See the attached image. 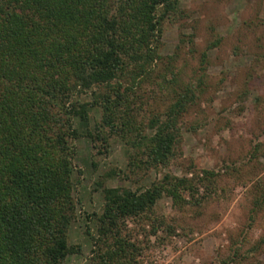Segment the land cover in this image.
Listing matches in <instances>:
<instances>
[{"label":"trees","instance_id":"16d2710c","mask_svg":"<svg viewBox=\"0 0 264 264\" xmlns=\"http://www.w3.org/2000/svg\"><path fill=\"white\" fill-rule=\"evenodd\" d=\"M183 12L179 0H0V264H61L81 250L69 240L79 127L99 153L111 139L123 141L130 177L175 157L179 120L203 90L198 72L220 40L207 44L201 67L183 80L177 60L186 36L174 52L160 51L163 22ZM93 109L100 116L90 128ZM125 172L112 166L97 183ZM198 179L164 173L144 187L104 185L101 211L86 215L94 222L85 228L90 264H140L145 244L137 235L148 241L146 220L149 233L157 232V200L184 199L182 190L193 193ZM254 190L256 216L264 181ZM249 241L242 249L245 240H233L227 258L264 250V231Z\"/></svg>","mask_w":264,"mask_h":264},{"label":"rangeland","instance_id":"374dc122","mask_svg":"<svg viewBox=\"0 0 264 264\" xmlns=\"http://www.w3.org/2000/svg\"><path fill=\"white\" fill-rule=\"evenodd\" d=\"M179 1L184 12L163 22L160 51L174 52L180 36H186L177 60L183 80L195 72L207 44L220 40L208 48L207 61L198 72L205 80L203 90L179 120L178 151L167 165L143 168L130 177L123 141L113 138L99 153L86 128L79 127L73 173L76 219L70 224L69 240L79 243L81 250L68 254L61 264H90L92 243L85 228L86 223L94 228V222L86 215L101 211L104 185L144 187L164 173L203 179L196 180L193 193L182 190L184 199L175 202L164 194L157 200L152 213L157 232L149 233L151 220H146L148 241L137 235L145 244L140 264H264L262 249L227 258L233 240H245V249L264 231V209L252 214L255 185L264 181V0ZM253 67L251 78L247 73ZM99 116L93 109L90 128ZM255 142L262 143L257 159L249 156ZM112 166L126 172L98 184L99 176ZM201 169L212 174L204 176Z\"/></svg>","mask_w":264,"mask_h":264}]
</instances>
